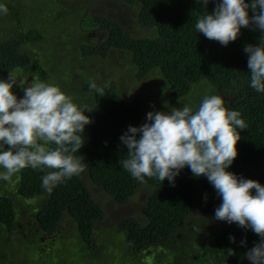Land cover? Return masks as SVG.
Masks as SVG:
<instances>
[{"label":"trees","instance_id":"16d2710c","mask_svg":"<svg viewBox=\"0 0 264 264\" xmlns=\"http://www.w3.org/2000/svg\"><path fill=\"white\" fill-rule=\"evenodd\" d=\"M121 1L137 6L138 23L142 30L151 32L149 36H134L119 21L108 16L88 14L87 8L80 5L79 10L84 13L77 18L81 30L73 40L77 46L65 50L61 43H53V51L58 50V45L63 49L60 59L68 56L78 67L88 70L90 76L94 75L82 84L86 99L80 107L92 122L85 126L81 134L85 143L75 153L85 164V171L57 185L51 193L42 187V177L50 169L27 167L14 175L13 178L18 180L15 191L9 192L8 188L0 186L3 191H0V237L5 234L3 242L6 248L10 244L8 235L10 240L14 236L22 242L33 240L39 253L58 242L65 249L64 239L74 235L81 246L82 256L78 264H96V260L100 259L95 260V256L103 247L98 246L99 235L96 236V233H99L94 225L106 214L88 183L102 187L120 205L130 202L136 191L147 185L149 195L143 207V217L125 218L109 231L106 240L111 243L112 250L104 263L194 264L195 256H189L197 249L209 247L210 254L201 264H251L246 252L260 239L251 229L216 219L213 223L214 216L208 213L202 216L197 212L200 204L206 206L208 212H215L222 202L207 177L193 176L186 166L176 176L174 186L167 179L160 182L154 177H145L141 183L120 164L127 158V149L119 138L130 125L139 127L147 122L143 98L150 94L146 93L141 83L146 82L147 75L152 71L161 75L158 84L165 87L164 94L168 97L164 99L170 109L177 107L174 103H181L183 97L191 94L195 84L203 91V96L199 98L208 94L206 87L210 85L209 95H220L225 106L230 111H238L248 125L247 129L239 130L238 155L228 170L264 185V93L250 87L249 54L244 51L246 45H258L260 40H264V33L251 27L241 28L238 38L224 46L207 39L195 28L200 17L215 9V2H209L205 8L202 0ZM1 4L7 6L9 19H19V10L13 3L3 0ZM249 15H252L250 10ZM6 16L0 15V25L6 21ZM16 26L20 31L18 34L6 40L0 39V73L9 75L23 67L28 71V78L33 76V80L46 82L47 77L40 73L43 69L40 47L45 36L42 37V31L35 25L28 31L21 25ZM12 27L13 30L8 27L11 34L16 28ZM98 27L104 31L105 39L99 42L83 39ZM69 37L65 43L72 40ZM62 39L61 36L55 38L57 42ZM37 42L41 43L40 46H35ZM116 50L128 53L130 66L136 70L130 75L131 82L137 84V93L133 95L124 93L117 79L104 81L89 66L91 60L108 59L109 54ZM93 81L104 88L103 95L90 89ZM235 93H238L236 98L226 97V94ZM194 101L183 102V105ZM201 102L198 101L194 110ZM32 197L42 198L43 202L37 211L28 213L24 209L30 210L31 207L26 199ZM21 200L23 204H19ZM23 219L26 222L22 223ZM68 220L71 228L67 227ZM121 232L127 260L123 258L119 261L120 253L117 252H122L119 246L122 244ZM44 236L49 238L44 240ZM230 237L235 238L234 242ZM229 249H233L234 254L229 255ZM6 252L12 254L15 250L11 247ZM16 264L43 263L38 258L34 262L17 261Z\"/></svg>","mask_w":264,"mask_h":264},{"label":"clouds","instance_id":"9594fccd","mask_svg":"<svg viewBox=\"0 0 264 264\" xmlns=\"http://www.w3.org/2000/svg\"><path fill=\"white\" fill-rule=\"evenodd\" d=\"M209 2H215V9L195 24L207 39L227 46L238 38L241 28L264 33V0H202L205 8ZM0 13L8 14L5 4H0ZM244 51L249 54L250 87L264 93V40L246 45ZM17 82L22 98L12 90ZM89 87L104 93L94 81ZM240 117L225 106L220 95H205L195 110L185 104L168 112L149 111L146 123L130 125L120 136L127 149V158L120 164L141 183L145 177H154L174 186L186 166L193 176L207 177L222 200L214 218L251 229L260 239L246 257L251 264H264V185L228 170L238 155L239 130L248 128ZM91 122L85 110L58 86L37 80L26 85L9 73L7 80L0 79V180L11 182L27 167L50 169L42 177V187L51 193L80 175L85 164L75 153L84 145L81 134Z\"/></svg>","mask_w":264,"mask_h":264},{"label":"rangeland","instance_id":"374dc122","mask_svg":"<svg viewBox=\"0 0 264 264\" xmlns=\"http://www.w3.org/2000/svg\"><path fill=\"white\" fill-rule=\"evenodd\" d=\"M3 0H0V4ZM8 3H13L16 8L19 10V19L11 18L8 14L6 16V21L2 22L0 25V39H7V37H14L15 34H18L19 29H17L16 25H21L24 27L25 31H28L29 28H32V25H35L37 29L42 31V37L45 36V40L43 41V45H41V50L43 51V56H41L42 67L40 73L47 77L45 83L52 84L58 86L65 94L70 96L73 99V102L77 105L82 106L84 104L85 92L83 89V82L86 80H90L94 77V75H89V71L82 68V66L78 67L74 59L69 58L68 56H63V49L60 46L64 47L65 50L70 49L74 46H77L73 40H75L77 33H80L81 30L79 28V24L77 18L83 14L84 12L80 9V5L87 8L88 14L93 16H108L112 19L119 21L124 29L128 31L130 34L134 36H149L151 34L150 31H144L140 27L138 23V9L136 5L127 4L121 0H6ZM33 3V6H32ZM79 10V11H78ZM0 15H3L0 13ZM58 15V16H57ZM57 16V17H56ZM36 18V20H35ZM12 26L16 27L11 34V31L8 30L10 27L12 30L14 29ZM87 29V27H86ZM11 34V35H10ZM61 36L63 39L60 42L55 40L56 37ZM71 36V41L68 43L66 39H69ZM105 37V33L101 28H96L91 30V34L83 39L94 40L99 42ZM53 43L60 44L58 45V50L53 51ZM41 43H36L35 46H40ZM39 48V49H40ZM73 49V48H72ZM40 53L39 50L36 49ZM129 54L120 50H116L109 54L108 59H95L89 62V66H91L95 73H98L100 78L104 81H107L109 78H115L119 83L121 82V89L124 93L128 95H133V93H137L136 86L137 84L131 82L130 75L135 74L136 70H133L130 66ZM82 65V64H81ZM73 67V68H72ZM74 67L76 70H74ZM41 69V68H40ZM16 70H20L22 75H26V71L23 68H17ZM14 70V72L16 71ZM39 72V69L37 70ZM77 72V75L75 74ZM159 72L152 71L147 75L146 82L141 83L144 87L146 93L150 95H144V105L143 111L144 114L147 115L149 111H165L168 112L170 108L168 107V102L164 99L167 98L168 95L164 94L165 87L161 83L158 84L161 75ZM36 77H38V73H35ZM0 79L7 80L8 78L5 74L0 73ZM34 77L30 76V80H33ZM67 84V85H66ZM17 87V88H16ZM21 87L18 84L13 86V92L19 97L18 90ZM207 95L210 94L211 86L207 85L206 87ZM196 96L198 98H196ZM203 96V91L196 86V84L191 89V94L180 102L174 103L177 107H181L183 102H189L190 100H195L191 102L190 106L193 109L197 106L199 100H203V98H199ZM238 93L234 95L226 94V97L236 98ZM163 100V101H162ZM165 100V101H164ZM167 105V106H166ZM16 179L12 178L11 182H7L4 180H0V186L8 188L9 192L15 191L17 188ZM89 189L92 192L94 198L102 204L105 208L106 216L97 221L94 225L96 236L98 237V246L103 247V249L99 248V254L95 256L96 264H109L108 262L104 263L109 256L112 245L111 243H107V236L109 231L114 230L115 225L120 224V222L128 217H134L136 219H140L143 217V207L146 203V197L149 195V186L143 185L139 190L136 191L134 198L125 204H118L113 200L111 195L105 192L102 187L89 182ZM2 191V189H0ZM3 192V191H2ZM255 190H253V194ZM36 197L27 198L26 200L29 202V206L31 209H27L28 213H32L38 210L39 205L42 204L43 199H35ZM23 204L21 200L19 204ZM27 204V202H24ZM197 212L202 216L208 215L215 217V212H208L206 206L200 204L198 205ZM20 222V221H19ZM26 222V219L22 220V223ZM211 222V221H209ZM215 223V218L212 221ZM224 222V221H223ZM212 223V224H213ZM69 228H71V222L68 220L67 222ZM17 227H20L17 223ZM7 235V234H6ZM5 236V234H4ZM4 236L0 237V262L2 264H16L17 261L20 262H34L36 259L41 258V262L43 264H78V261L81 254V246L76 242V236L72 235L70 239L65 238V249H62L59 245V242L53 245L46 250L39 251L37 253V247H35L33 240L29 241H19L16 236L10 240V235H8V240L12 249L15 252H6L9 251L11 247L7 245L6 248L5 243L3 242ZM123 232L120 233L122 244L119 246L122 248L117 253L119 261H122L123 258L127 260V254L125 251V242L123 240ZM78 237V236H77ZM49 237L44 236V240ZM119 241V240H118ZM117 241V243H118ZM96 246V245H95ZM198 248V247H196ZM19 252V253H18ZM91 253V251H90ZM210 254V248L203 247L201 249H197L195 253H192L189 257L192 258L195 256L193 261L194 264H201ZM106 258V259H105ZM105 259V260H104ZM104 260V261H102ZM134 264H139L138 262H134Z\"/></svg>","mask_w":264,"mask_h":264},{"label":"flooded vegetation","instance_id":"af4514ba","mask_svg":"<svg viewBox=\"0 0 264 264\" xmlns=\"http://www.w3.org/2000/svg\"><path fill=\"white\" fill-rule=\"evenodd\" d=\"M19 68H23V67H19ZM23 69H25V68H23ZM18 71H20V70H18ZM26 71H27V69H25V72H26ZM11 75H12L13 77H15L18 81H24L26 85H30V84L32 83V81H33V80H30V76H29V78H28V76H27V72H26L25 77H24V75H22L20 72H17V70H16L15 72L11 73ZM5 76H6L7 78H9V75H8V74H5ZM17 84H18V86H20V85H19V82H17ZM16 88H17V87H16ZM18 94H19V97H21V96L23 95V89H22V88H20V89L18 90ZM78 106L80 107V105H78Z\"/></svg>","mask_w":264,"mask_h":264}]
</instances>
